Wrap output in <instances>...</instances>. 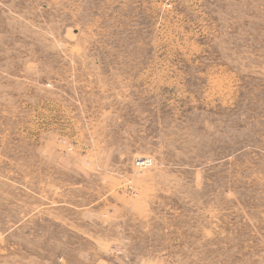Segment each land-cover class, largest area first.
Here are the masks:
<instances>
[{
	"label": "rangeland",
	"instance_id": "1",
	"mask_svg": "<svg viewBox=\"0 0 264 264\" xmlns=\"http://www.w3.org/2000/svg\"><path fill=\"white\" fill-rule=\"evenodd\" d=\"M0 264H264V0H0Z\"/></svg>",
	"mask_w": 264,
	"mask_h": 264
}]
</instances>
